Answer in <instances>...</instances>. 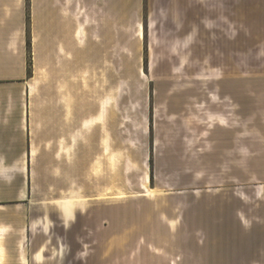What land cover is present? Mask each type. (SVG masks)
Returning a JSON list of instances; mask_svg holds the SVG:
<instances>
[{"label":"rangeland","instance_id":"rangeland-1","mask_svg":"<svg viewBox=\"0 0 264 264\" xmlns=\"http://www.w3.org/2000/svg\"><path fill=\"white\" fill-rule=\"evenodd\" d=\"M90 4V15L111 26L89 36L90 114L109 100L106 125L84 132L68 157H34L30 182L28 173L6 168L28 157H0V223L12 225L0 238V259L9 264L28 259L29 264H212V253L252 256L264 249V157H216L227 136L232 143L233 133L216 130V102L210 97L216 73L220 78L242 72L241 65L215 70L216 49L226 41L231 56L240 57L233 52L242 35L233 28L231 0L228 7L217 0ZM85 37L78 39L83 43ZM32 57L29 41V75L38 76ZM82 80L80 73L70 89L85 91ZM221 103L219 111L226 105ZM73 107L82 108L78 101ZM70 193L81 194L84 202L67 221L49 201ZM242 206L244 220L235 213L240 224L233 225L234 213L229 226L223 224L221 213ZM43 222L51 224L48 231ZM42 247L43 254L34 257Z\"/></svg>","mask_w":264,"mask_h":264},{"label":"crops","instance_id":"crops-1","mask_svg":"<svg viewBox=\"0 0 264 264\" xmlns=\"http://www.w3.org/2000/svg\"><path fill=\"white\" fill-rule=\"evenodd\" d=\"M91 1L98 0H0V157H28L26 173L29 182L35 176L31 170L32 157H68L80 136L98 126L84 127L85 120L101 112L99 106L97 114H90L87 84L91 50L89 36L109 32L106 28L111 26L105 25V19L90 15ZM218 2L228 7L230 0ZM231 4L236 23L233 28L242 35L241 46L233 48V52L240 57L231 56L228 42H224L225 47L216 49L215 70L217 72V67L222 64L241 65L242 72L220 78L216 73L215 92L210 96L211 102L214 98L216 102V130L220 127L233 132L232 143L227 136L223 140L225 148L216 153V157H264V0H231ZM217 17L229 15L217 14ZM81 32L86 34L83 43L76 37ZM245 35L249 36L246 38ZM98 38L97 48L100 46ZM29 41L33 68L38 76L29 75ZM80 73L86 78L82 80L86 87L82 93L69 87ZM48 77L50 80L44 81ZM54 81L58 84L53 85ZM76 101L82 108L74 110ZM218 102L226 104L221 111L217 109ZM107 114L108 111L106 115L104 113L105 124L102 126L106 125ZM233 115L241 119L239 124ZM211 144H214L213 137ZM62 148L65 151L59 154ZM13 166L6 168L13 170ZM235 209L234 212L227 209L220 215L227 227L230 213H234L233 216L236 213L240 220H244L245 208ZM238 218L232 219L234 226L240 224ZM43 225L45 229L42 225L36 227H42L45 232L51 226L44 222ZM11 227L10 223H0L1 239L8 235ZM28 231H31V224ZM44 249L40 248L34 257H40ZM252 253V256L244 251L212 253V264L214 258L216 264H264V249ZM250 257L253 259L249 260ZM29 263L28 259L26 264ZM0 264L9 262H4L2 257Z\"/></svg>","mask_w":264,"mask_h":264},{"label":"bare ground","instance_id":"bare-ground-1","mask_svg":"<svg viewBox=\"0 0 264 264\" xmlns=\"http://www.w3.org/2000/svg\"><path fill=\"white\" fill-rule=\"evenodd\" d=\"M143 32H144L143 25L140 24L139 25V34L141 37H143V34H144ZM84 35H85V33L81 32V33H78L76 35V37L82 38ZM60 51H61V53H63L64 49L61 48ZM108 103H109V100H103L100 103V111L101 112L98 115L91 116L87 120H85L84 121V127L85 128L91 129L92 127H94L96 125H103L104 120H105L104 113L106 111ZM104 145H105V147H104L105 152H108L110 150V147H109L107 138L105 140ZM64 151H65L64 148H62L60 150L59 154L64 153ZM32 158H34V157H32ZM12 169L18 170L21 173H26V171H27L26 160L21 161V164L20 163L14 164ZM83 202H84V198L81 194L70 193V194H66L60 198L52 199L51 201H49V204L57 206L62 211V213L64 214L65 219L67 221H71L74 219V216H75V211H74L75 208L77 206H82Z\"/></svg>","mask_w":264,"mask_h":264}]
</instances>
